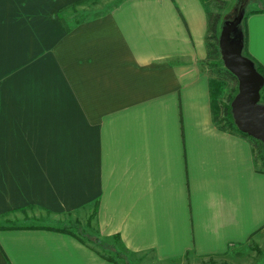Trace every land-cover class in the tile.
Listing matches in <instances>:
<instances>
[{
	"label": "crops",
	"instance_id": "crops-1",
	"mask_svg": "<svg viewBox=\"0 0 264 264\" xmlns=\"http://www.w3.org/2000/svg\"><path fill=\"white\" fill-rule=\"evenodd\" d=\"M88 1L0 0V219L83 210L128 264L235 257L264 231V167L214 121L207 3L118 0L75 17ZM259 8L247 52L264 65ZM91 242L0 228V264H116Z\"/></svg>",
	"mask_w": 264,
	"mask_h": 264
},
{
	"label": "trees",
	"instance_id": "trees-1",
	"mask_svg": "<svg viewBox=\"0 0 264 264\" xmlns=\"http://www.w3.org/2000/svg\"><path fill=\"white\" fill-rule=\"evenodd\" d=\"M208 3L210 0H204ZM71 6V5H70ZM73 6V5H72ZM256 12H264V8H259L254 10ZM245 17L243 16V19ZM240 28L243 32V54L251 58L254 61L255 67L259 73L264 75V65L259 63L247 52V31L245 23H240ZM220 33V13L215 11H208L207 13V33H206V49L207 54L204 60V64L207 66V72L210 76L209 80V93H210V105L212 109V114L215 123L220 129L227 130L229 132L237 133L246 139L252 144L255 157L261 163V166L264 167V146L259 140H256L249 135L242 133L237 129L234 124L232 113H231V101L234 95L237 92V79L236 77L224 67L223 62L220 56V50L218 46V37ZM232 82L235 87L232 89L231 94L226 97L225 101L221 100L222 94L224 92L225 84ZM261 97L260 100L264 102V87L260 91ZM72 224V223H70ZM20 227H41L47 228L50 230H57L62 232H67L83 243H86L87 240L92 241L94 245V250L100 254L103 258L112 261L116 264H128L127 262V252L120 241L119 236L112 238V242L107 244L102 238L94 236L88 229L80 231L83 234L76 232L74 229H71L67 226H52V225H32V224H21L17 222H7L0 224V228H20ZM87 238V240H86Z\"/></svg>",
	"mask_w": 264,
	"mask_h": 264
},
{
	"label": "rangeland",
	"instance_id": "rangeland-1",
	"mask_svg": "<svg viewBox=\"0 0 264 264\" xmlns=\"http://www.w3.org/2000/svg\"><path fill=\"white\" fill-rule=\"evenodd\" d=\"M117 1L118 0H90L88 1L89 3L87 2V4L80 6V9H85L82 12L77 10L80 14L74 16L80 18L83 14L86 15L92 11L95 13L96 9H100L101 11L106 10ZM207 5L211 11L220 13L221 28L224 21L231 20L237 16L241 7L243 8V16L245 17V13H248L250 10L264 6V0H210ZM71 7L74 8L75 6L71 5L68 8ZM241 23H245V18H242ZM234 87L235 85L232 82L225 84L224 92L221 97L222 101L226 100V97L231 94ZM8 217V219H0V224L11 221L17 223H29L35 221L37 222L38 220L39 222H44L54 226H67L80 234H83L80 231H84V222L86 219L85 212L83 210L68 216L49 215L38 210H27L25 212H15ZM135 261H137V264H162L156 262L149 254H139L136 256ZM164 264H264V231L259 232L254 239H251L247 248L240 250L235 257H229L228 255L197 257L193 255L177 259L172 263L166 262Z\"/></svg>",
	"mask_w": 264,
	"mask_h": 264
},
{
	"label": "water",
	"instance_id": "water-1",
	"mask_svg": "<svg viewBox=\"0 0 264 264\" xmlns=\"http://www.w3.org/2000/svg\"><path fill=\"white\" fill-rule=\"evenodd\" d=\"M241 7L237 16L224 21L220 28L218 46L221 60L237 79V92L231 101V113L239 131L259 140L264 146V102L260 91L264 87V75L259 73L254 61L243 54V18Z\"/></svg>",
	"mask_w": 264,
	"mask_h": 264
}]
</instances>
